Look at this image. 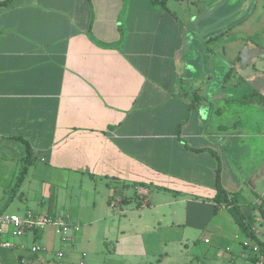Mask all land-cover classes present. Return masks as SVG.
Wrapping results in <instances>:
<instances>
[{
  "label": "crops",
  "instance_id": "0c3cea01",
  "mask_svg": "<svg viewBox=\"0 0 264 264\" xmlns=\"http://www.w3.org/2000/svg\"><path fill=\"white\" fill-rule=\"evenodd\" d=\"M168 2L0 6V183L9 184L0 213L61 217L70 228L64 241L53 227L8 236L46 250L0 249V264H244L247 238L213 202L217 167L220 186L264 239L250 209L264 208V95L241 102L245 95L215 91L202 29L187 28L197 17L181 20ZM256 13L262 33L264 2ZM227 51L235 64L239 51ZM232 68L219 86L241 80L229 81ZM21 141L35 161L15 189ZM16 198L25 205L13 207ZM111 198L120 205L111 208Z\"/></svg>",
  "mask_w": 264,
  "mask_h": 264
},
{
  "label": "rangeland",
  "instance_id": "374dc122",
  "mask_svg": "<svg viewBox=\"0 0 264 264\" xmlns=\"http://www.w3.org/2000/svg\"><path fill=\"white\" fill-rule=\"evenodd\" d=\"M263 2L264 0H169L167 3V7L183 21L192 16L197 17V20L189 23L187 28L190 31H193L194 28L198 29V26L202 29L200 33L204 38L201 39L200 36L199 41L203 42L204 48H208L206 53L213 63L214 74L211 78L215 81V91L219 90L220 87L219 91L235 97L236 100L250 92H258L264 95V30L262 33L260 32V16L256 13ZM199 13L201 16H198ZM204 16L208 17L205 21L202 19ZM251 16L252 18L249 19ZM247 20L248 22L251 21L250 27H255L257 31L251 40L247 38L248 35L243 30L247 27ZM228 29H235L236 33L228 35ZM227 47L236 52L239 51V59L235 64H232L229 61L231 59H228ZM232 67L238 68L239 72L237 74L232 73L229 81L241 80L237 81V85L234 87L228 86L230 84L219 86V83H224L225 74L233 70ZM221 68H224L222 72L220 71ZM261 121L264 122V119L262 118ZM8 185L5 182L0 183V206L8 199L7 193L4 198H1L4 192L8 190ZM13 203L15 204L13 207L25 205L23 200L18 198L14 199ZM7 213L23 216V212L14 209L8 210ZM253 227L257 230L262 228L257 223H254ZM198 244L204 251L211 248L203 241H199ZM192 264L205 263L193 261Z\"/></svg>",
  "mask_w": 264,
  "mask_h": 264
},
{
  "label": "built area",
  "instance_id": "2783aa9c",
  "mask_svg": "<svg viewBox=\"0 0 264 264\" xmlns=\"http://www.w3.org/2000/svg\"><path fill=\"white\" fill-rule=\"evenodd\" d=\"M137 201L140 204L146 203L144 192L137 191ZM121 201L115 198H111L109 206L115 208L120 205ZM48 227L56 228L59 231L61 240L64 241L67 238L70 230L69 225L61 217H55L50 215H35L32 212H25L22 217L15 213H0V249H15L16 247L21 250H28L32 254L45 251L46 249L38 244H32L26 249L24 245H15L7 237L23 238L27 235H37ZM243 252L241 257L244 260V264H264V251L258 244L251 239L242 241ZM61 252L56 253L58 259L62 258ZM21 264H27L24 258L20 259Z\"/></svg>",
  "mask_w": 264,
  "mask_h": 264
},
{
  "label": "trees",
  "instance_id": "16d2710c",
  "mask_svg": "<svg viewBox=\"0 0 264 264\" xmlns=\"http://www.w3.org/2000/svg\"><path fill=\"white\" fill-rule=\"evenodd\" d=\"M167 0H148L151 6L160 7L161 9H165V2ZM12 0H4L0 2V6L6 7L10 5ZM228 75V74H227ZM259 95L258 93H252V94H246L243 96L240 101L241 102H250L254 99L255 96ZM260 98L263 99V97L260 95ZM264 101V100H263ZM23 145L25 146L26 155L22 161V165L15 176V183L14 188L18 189V187L23 182L27 171L31 165L34 164V157L30 155L31 149L25 141H21ZM219 167L216 169V194L213 198V202L217 205H223L228 208L229 214L231 215L233 221L235 222L237 228L241 232V234L251 239L253 242L259 245V247L264 251V239L260 240L256 237L255 233L252 230L251 225L246 221L244 213L242 212V208L237 202L236 196H232L231 198H228L227 193L224 191V189L220 186L219 182ZM251 211H256L258 214V218L256 221H258L263 227H264V208L261 204L257 205L256 207H251ZM255 222V221H254Z\"/></svg>",
  "mask_w": 264,
  "mask_h": 264
}]
</instances>
